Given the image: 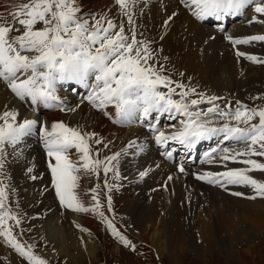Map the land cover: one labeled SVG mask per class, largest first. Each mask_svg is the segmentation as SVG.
Instances as JSON below:
<instances>
[{"label":"snow or ice","instance_id":"obj_1","mask_svg":"<svg viewBox=\"0 0 264 264\" xmlns=\"http://www.w3.org/2000/svg\"><path fill=\"white\" fill-rule=\"evenodd\" d=\"M112 9L94 13L85 11L82 0H26L15 5V10L0 12V84L14 99L40 109L75 111L59 94L65 84L79 85L87 90L84 99L112 123L132 126L147 125L154 133V143L164 149L176 142L192 149L200 141L219 138L222 146L206 154V162L218 163L223 171L194 173L195 179L215 185L236 197L249 200L264 199V181L251 173L264 174V103L250 106L241 101L235 105L225 97L208 95L190 83H184L185 73L174 79L161 57L157 41L140 31L137 23L150 11L151 0H113ZM249 7L254 9L250 23L264 24V0H175L173 10L160 24L164 36L170 31L178 9H184L197 22L210 18L218 22L239 16ZM167 12V7L164 9ZM219 30L225 32L223 23ZM214 39V37H210ZM226 39L233 45L264 42V35ZM237 57L264 64V58L238 49ZM264 102V95L255 97ZM219 101H223L221 106ZM208 105L201 107V105ZM111 109V111H109ZM161 118L175 120L180 127L166 133L160 127ZM37 137L46 153L51 190L65 210L98 216L112 236L131 251L136 245L116 227L112 213L111 193L120 185L118 170L124 155L143 153L144 145L130 139L126 146L111 155V140L83 126H70L63 121H47L22 115L19 108L7 104L0 110V238L27 264H49L35 253L36 245L23 240L24 215L10 200L13 187L9 167L11 163L28 159L29 141ZM242 145L234 147L231 145ZM165 155L171 157L170 151ZM260 158V159H257ZM229 163L242 165L228 167ZM179 172L185 167L179 165ZM26 171L34 173L33 166ZM103 173L107 190L105 203L100 200V183L90 189L81 188L85 177L97 181ZM109 173H112L111 180ZM141 172L140 176H146ZM42 179L37 174L29 177ZM167 179L171 181L172 176ZM230 186L250 188L251 193L232 191ZM167 189V184L163 186ZM90 196V203L85 197ZM80 227L79 225H77ZM82 231L89 232L87 228Z\"/></svg>","mask_w":264,"mask_h":264},{"label":"bare ground","instance_id":"obj_2","mask_svg":"<svg viewBox=\"0 0 264 264\" xmlns=\"http://www.w3.org/2000/svg\"><path fill=\"white\" fill-rule=\"evenodd\" d=\"M12 1L0 0V12L7 13L11 10ZM85 1L91 5L100 0ZM103 2L108 5L110 1L103 0ZM153 2H158V0H151V4ZM160 4L163 6L162 1H160ZM174 4L175 1L171 0L167 12L164 14L154 11L153 14L145 17L146 22L137 21L147 31V36L150 39H159L160 35H164L160 24L162 19L173 10ZM112 6L114 4L110 5V7ZM178 10L180 15L176 17L175 22L171 25L172 29L170 33L164 36L161 44L172 65L175 64V67L180 72L185 73L187 78L195 83L197 82L198 85L205 86L210 90L214 89V92L215 88H217L219 93L229 98L235 97L241 101L249 102V99L264 93V64L257 63L261 68L247 65L240 61V59L235 61L233 59L234 56L228 52L223 54L222 57H219L216 52L210 56V50H223L221 49L223 40L221 41V39L217 38L214 42L205 45L209 36L206 26H202L190 19L182 9ZM253 16L254 9L252 12H247L246 9L242 15L229 17L224 21L227 20L231 24L241 19L242 22L238 28L243 27L248 29L250 26L247 27L245 25H248V21L253 20ZM260 19H264V17H260ZM210 20L216 21L210 18L206 22L208 23ZM218 23L221 22L216 21V24ZM259 27L262 28L261 30H264V24L257 25V28ZM245 35L240 36L247 37ZM256 35H264V31ZM256 47L257 51H254L256 56L264 58V42H257ZM213 84L219 85L215 86ZM69 87L72 90H68ZM74 88H79V85L65 84L59 92L69 106L76 108L75 111L70 112L72 115H68L67 123L71 126H83L86 130L96 132L105 139L111 140L112 144L108 151L109 154L119 151L122 146H126L130 139H134L139 134L140 129L147 128V125H141L140 123H134L132 126H121L112 123L107 117L92 108L87 100L84 99L87 90L80 88L79 93H77L74 91ZM230 92L234 94H230ZM74 100L77 101L76 105H73ZM5 104L9 108L15 105L20 109L22 115L25 114L22 109L27 105H21L18 100L13 98L4 85L0 84V110L3 109ZM27 107L31 110L30 106ZM40 110L41 120L48 123L53 121L64 122L67 116V114H60V112H52V109L42 107ZM28 117H31V115H28ZM160 123L162 122L160 121ZM170 125L173 124L170 123ZM170 128L172 130L169 132H172L178 127ZM32 139L34 140L30 143L35 144V153H32V146L29 144L28 159L23 162L14 163V166L8 169L11 177L10 183L15 182L18 187V201L21 213L30 219L34 217H41L42 219V222L31 223L29 227L24 228L26 230L25 237L31 243H41L48 247L47 249L40 250V256L46 258L48 262L53 263L60 258L66 264L93 262L99 247H103L101 233L105 224L98 216L65 210L51 196H45L49 192H52L45 187L50 184L49 170L46 166V153L38 138L33 137ZM179 145L176 142L169 143V146L174 150ZM220 146L222 145L219 142V138L200 141L192 149H186L182 146L185 148L182 159L189 164V162H198L201 157V166L198 165L200 168L197 169V172H204L206 171L204 168H207L206 165L209 162H206V157H203V153H208V149L212 150L214 147ZM182 149H178V152H181ZM198 149L200 151L195 155ZM165 151H170L171 157L165 155ZM162 152L163 166L168 169L170 163L176 160V156L171 148L163 149ZM186 152H190L193 157L186 155ZM135 156L128 154L120 158L118 170L122 179L116 182L120 187L113 189L111 196L113 209L121 215L122 228H125L134 238H137L138 242L141 241L143 244L154 249L162 262L165 255L169 254L171 255L173 264H181L180 255L190 247L199 254H202L201 249L210 252H215V249H217L219 251L222 250L227 256L231 257L234 255L232 243L239 236L241 242L249 243L246 250L247 254L254 256V247L251 242L259 237H264V201L249 203L245 201L247 199L244 198L242 200V198L233 196L224 190L221 191L223 193H217L213 189L211 190L204 186H194L188 179L181 180L173 177L169 181L167 179L168 176L164 181V185L168 184L167 189L164 191L150 193L147 189H138V180L141 177L140 173L146 172L144 167L149 162L146 157L139 159L135 158ZM26 166L34 167L35 171L32 174L39 176L43 174L42 180L37 179V181L32 183L29 178L32 174L26 171ZM152 166L154 167V163ZM178 166L179 164L175 166V169ZM236 167H239V164ZM25 173L29 179V185L27 186L22 185V176ZM257 173L254 172L251 175ZM166 174L167 171L162 175L163 180ZM149 176L151 175H146L145 177L149 178ZM101 177H104L103 173H101L100 182L95 177H85L81 181V188L90 189L96 183L101 184V179L102 182L104 180ZM31 184H39L34 198L29 196H32ZM184 186L189 189L191 188V192ZM231 190L251 193V189L247 187H233ZM100 192V200L103 204L105 203L107 194V190L103 184L101 185ZM130 193L135 195L136 198H132L134 196L130 195ZM160 194L166 196L163 201L159 198V196L161 197ZM84 199L86 202H91L90 196ZM201 205H203L202 208ZM104 210L106 215L110 217L114 215V211L112 212L113 214L107 212L106 204ZM246 226L247 229H245ZM81 228L89 229L91 235L89 232L82 231ZM239 233L240 235L244 234L245 237L240 238ZM250 240L252 241L250 242ZM115 247L117 255L118 253L121 254V247L117 244ZM0 253L4 257H9L8 259L11 261H14L13 258L16 252L12 249L10 250V247L4 243L2 238H0ZM203 258L207 264L206 257Z\"/></svg>","mask_w":264,"mask_h":264},{"label":"rangeland","instance_id":"obj_3","mask_svg":"<svg viewBox=\"0 0 264 264\" xmlns=\"http://www.w3.org/2000/svg\"><path fill=\"white\" fill-rule=\"evenodd\" d=\"M101 1V2H100ZM96 3H93V4H88L85 0H82V5H83V8L85 9V11H94L95 9H100L99 12H103L107 9H109L110 5L113 4V2L111 3V0H109L110 2L108 3V5L106 3L103 2V0H100ZM160 1L162 0H158V2H153L152 4H150V11H148L146 13V15L144 16H141L139 18L140 21L142 22H146L145 20V17L147 16H150L151 14L154 13V11H157L159 13H165L164 9L168 6H169V2L171 0H164V3H163V6L160 4ZM175 1V0H173ZM21 2H26V0H13L11 3L12 5L13 4H18V3H21ZM12 8V7H11ZM112 9H115L114 6L110 7ZM11 10H15V7ZM252 12L253 11V8H248L247 9V12ZM109 15H113L115 14V11H111L108 13ZM242 20L241 19H238L236 20L234 23H231L232 27L230 29V35L234 38H243L241 37L240 35H245V36H251V35H256V34H260V33H263L264 30H261L262 28L259 27L257 28V23L255 24L256 26H253V23L250 25V28L246 29V28H243V27H239L240 26ZM138 23V22H137ZM256 27V28H255ZM241 28V29H240ZM255 28V29H253ZM172 29V27L170 28V30ZM237 29V30H236ZM253 29V30H251ZM233 30V31H232ZM142 32H144V34L147 36V31H145L144 28H142L141 26V30ZM235 31V32H234ZM255 32H258V33H255ZM170 33V31L167 32V34ZM240 36V37H239ZM148 37V36H147ZM152 39V38H151ZM154 39L157 41V44L155 45L156 47H159V48H162L163 49V46L161 45L163 40H160V39ZM160 40V41H159ZM207 43V42H206ZM206 45V44H205ZM208 45V44H207ZM257 42H254L252 44H248L246 46H239V47H236L239 51H245V53H248V54H254L256 55V53H254V51L256 50L257 51ZM222 47H226L225 46V43H223ZM221 47V49H223ZM246 47H248L246 49ZM250 47V48H249ZM227 48V47H226ZM245 48V50H244ZM213 49V48H212ZM242 49V50H240ZM224 51V49L222 50ZM209 51V55L211 56V54H214L215 52L219 55V57H222L223 54L227 53V51ZM223 54H222V53ZM161 57H168L167 53L165 52V50L163 49V51L160 53ZM233 56V55H232ZM169 60L167 61H162L164 63H166L168 69H169V72L173 75V78L174 79H180V76H179V69H177L174 65H172V63L170 62V58L168 57ZM233 59L236 61H238V59H240V61H242L244 64H247V65H251V66H254V67H259L261 68V66L257 63H253L251 61H248L247 59H242L240 57H233ZM176 68V69H175ZM184 79V83L186 84H191L192 86H195L199 91H202L204 93H207L208 95H217V96H220L222 97V93H219V90L217 88H215V92H214V89L213 90H210L208 89L207 87L205 86H202V85H198V83L196 82H193L191 79L187 78L186 76L183 78ZM215 86H218L219 84H213ZM202 86V87H201ZM214 86V87H215ZM68 90H72L70 87L68 88ZM244 90V89H243ZM246 91V90H244ZM227 93V92H226ZM230 94H234L233 92ZM260 95H264L263 94H260ZM260 95H256L255 97H258ZM255 97H253L252 99H249V102L248 103H251L253 104L254 106L255 105H259L261 103H264L258 99H254ZM228 100L231 101V98L227 97ZM251 100V101H250ZM236 101H241L237 98H233V100L231 101L233 103V105H235ZM222 101H219L218 103H221ZM243 103H245L244 101H241ZM77 101L74 100L73 101V105H76ZM221 106H223V103H221ZM201 107H206V104H204V106L201 105ZM55 111V112H60V114H67L66 118L64 119V122L67 123V119H68V115H72L70 112L68 113L67 111H60V110H57V109H52V112ZM72 112V111H71ZM68 124V123H67ZM70 125V124H69ZM175 125V124H173ZM71 126V125H70ZM176 126V125H175ZM216 142V141H215ZM32 146V153L34 154L35 153V144L34 143H30ZM30 145H28L29 147ZM109 149H104L102 152H101V155L104 156V155H111L108 153ZM182 153H180L181 155ZM150 155V154H149ZM257 159H260V158H257ZM156 160V163H154V167L152 166L153 164H150L148 163L147 166L144 167V170L147 172V170H149L150 168H152V171H153V174H147V175H151L149 176V178L143 176V177H140L139 180H138V189H141V188H144V189H147V190H151L153 188L156 187L157 185V182L158 181H161L163 182V185H164V181H165V178L167 177L166 175L164 176V180L162 178V175L166 173L167 171V168L165 166H163L164 164V161L160 160L159 157L156 156L155 158ZM159 160V161H157ZM264 162V161H262ZM230 165H228V167H236L235 164H232V163H229ZM209 163L206 165L208 166ZM11 166H14V163H11L10 164V167ZM199 166H201L199 164ZM197 167V169H199L200 167ZM242 166V165H239V167ZM211 170L212 171H223V167L218 164V163H212L211 164ZM206 169L207 171V168L205 167L204 170ZM196 173V172H194ZM193 173V174H194ZM199 173V171L197 172ZM111 174V175H110ZM44 175L42 174L41 177H43ZM109 179L111 180V176H112V173H109ZM191 176V175H190ZM254 178H257L258 180H261V181H264V177H263V174L262 173H257V174H254L253 175ZM23 177V184L24 186H27L29 185V179L28 177L26 176V173L22 176ZM104 179V177H101ZM100 179V178H99ZM190 179V178H189ZM188 179V180H189ZM42 180V179H41ZM150 180V182H149ZM156 180V182H155ZM32 183L37 181H33V180H30ZM100 182V181H99ZM189 182H191L189 180ZM197 183L198 185H194V186H198V187H201L202 184H204L205 182L203 181H198L197 180ZM103 182H102V179H101V184L102 185ZM12 187H13V192L11 194V197H10V200L12 201V205L13 207L17 208V210L19 212H21L20 210V205H19V192L17 190V185L14 183H11ZM38 185L39 184H31V195H29L30 197L34 198L35 194H36V190L38 188ZM200 185V186H199ZM233 187H237V186H233ZM231 186V188H233ZM213 188H211L212 190ZM215 189L216 190H213L214 192H217V193H223L221 192L223 189L222 188H219L218 186H215ZM191 190V188H190ZM230 193V192H229ZM130 195H133L130 193ZM161 195V194H160ZM45 196H51L55 201H57L56 203H58V200L57 198L54 196V194L52 192H49V194L45 195ZM44 196V197H45ZM134 197L132 198H136L135 195H133ZM165 195H161V197L159 196V198L163 201L165 199ZM242 198V197H240ZM256 199V200H250L247 199L245 201H248L249 203H253V202H256V201H264V199ZM242 200H244V198H242ZM149 202H151L149 199H148ZM247 202V203H248ZM59 205V203H58ZM203 207V205H201V208ZM114 215L113 216H109V218L113 219V222L115 223L117 229L124 235H126L132 242L133 244L136 245V250L133 252L131 251L129 248L127 247H124L118 240L117 238H115L114 236H112L111 234V231L106 227V225L103 226V231H102V235H101V241L103 243V247H99V250L97 251V253L95 254L96 256L94 257L95 259L92 261H89V262H86L84 264H173V261H172V258H171V255L169 254H166L165 255V258H164V261L162 262V260L159 258V256L156 254V251L152 248H150L148 245L146 244H143L141 241H137L138 239L137 238H134L133 235L129 234L128 231L125 229V228H122V225H121V215H119V213H117L114 209ZM112 211V212H113ZM113 214V213H112ZM36 222H42V219L41 217H34V218H27L26 216H24V223H23V228H26V227H29L31 225V223H36ZM200 227V225H199ZM245 229H247V226L245 227ZM240 235V233H239ZM245 237L244 234H241L240 235V238H243ZM23 239L26 240L28 243H31L26 237L25 235L23 236ZM238 240V242H237ZM252 240H250L251 242ZM240 239H239V236L236 238V240L232 243L233 244V247H234V255L229 257L227 256V254L225 252H222L215 249V252H210V251H207V250H203L201 249V252L202 254H199L197 253L193 248H189L187 249V251L185 250L180 256H181V264H206L205 263V259L203 257H206L207 259V264H264V237H259L255 240H253L251 242V244L253 245L254 247V256H250L247 254L246 250L248 249V244H246V242H241ZM36 245L35 247V253L38 254L39 256L41 255V252L40 250L41 249H47L48 247L45 246L44 244H37V243H34ZM119 245L122 249V253L117 255V252L115 250V245ZM11 250V248H10ZM9 251V250H8ZM114 251V252H113ZM101 252V253H100ZM13 254V253H12ZM98 254V255H97ZM14 255V254H13ZM15 257L13 258L14 261H11L10 259H8L9 257H4L2 255V253H0V264H27V262L19 257V255L16 253V255H14ZM43 258V256H41ZM98 257V258H96ZM116 258V259H115ZM46 259V258H44ZM47 260V259H46ZM48 261V260H47ZM49 264H66V262L60 258L58 259L57 261H54L53 263L49 262Z\"/></svg>","mask_w":264,"mask_h":264}]
</instances>
